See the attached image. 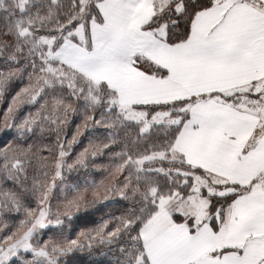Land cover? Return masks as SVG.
<instances>
[{
	"label": "snow or ice",
	"instance_id": "snow-or-ice-1",
	"mask_svg": "<svg viewBox=\"0 0 264 264\" xmlns=\"http://www.w3.org/2000/svg\"><path fill=\"white\" fill-rule=\"evenodd\" d=\"M5 100L0 264H264V0H0Z\"/></svg>",
	"mask_w": 264,
	"mask_h": 264
},
{
	"label": "trees",
	"instance_id": "trees-1",
	"mask_svg": "<svg viewBox=\"0 0 264 264\" xmlns=\"http://www.w3.org/2000/svg\"><path fill=\"white\" fill-rule=\"evenodd\" d=\"M16 90H18L19 88V84L15 85ZM14 94V93H13ZM10 99V97H9ZM7 103L8 100H5L4 102H0V120H2L3 118V112L4 110L7 108ZM28 109L25 108L23 111H27ZM5 139V137H3L2 135H0V141H3ZM84 145L87 144V139L85 138L83 141ZM96 207H99V205H97ZM107 211V210H105ZM89 213H93L94 209H88ZM79 215L82 217V219L80 221H78V225L79 228H84V227H92L93 226V221H98L99 220V213H96L95 215H85L84 210L81 211V213H79ZM79 229H77L78 231ZM88 257L87 256H83L81 257V261L82 264H87L88 262ZM99 260V264H107V258H97Z\"/></svg>",
	"mask_w": 264,
	"mask_h": 264
}]
</instances>
